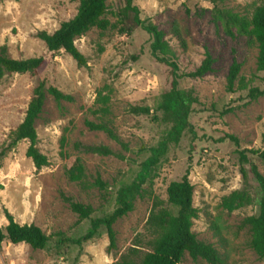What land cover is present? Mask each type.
<instances>
[{"label":"rangeland","instance_id":"374dc122","mask_svg":"<svg viewBox=\"0 0 264 264\" xmlns=\"http://www.w3.org/2000/svg\"><path fill=\"white\" fill-rule=\"evenodd\" d=\"M133 3L143 20L165 33L181 73L200 67L206 51L214 59L213 71L203 78L180 81V89L197 99L189 118L194 131H187L178 144L171 145L155 170L156 176L145 185L147 193L136 201L133 212L115 223L116 249L109 250L105 228L92 240H82L92 218H103L114 211L118 190L136 179L141 164L150 156L149 149L172 127L166 115L156 111L162 96L170 90L169 69L152 57L151 37L135 23L134 14L125 11L126 1L108 0L106 18L111 27L105 32L93 28L75 41L86 66H79L71 55L61 52L36 75L6 73L0 79V152L9 147L23 122L39 81L45 80L74 98L73 102H57L47 95L36 121L38 148L49 160L47 167L36 170L27 156V140L9 149L0 160V227L8 224V210L19 223L35 224L51 237L44 250L5 241L0 264H113L131 248L149 251L155 235L147 222L154 202L175 212L168 203L167 188L180 181L188 169L194 205L199 210L193 226L197 238L212 244L228 264H264L250 248V234L243 226L246 217L259 211L261 193L252 175V202L233 212L222 207L224 197L244 189L238 148L222 138L234 135L240 140V149L264 151V97L249 96L252 88H264V72L257 70V45L247 36L228 35L222 24L213 20L209 2ZM260 3L229 0L226 6L251 15ZM80 4L81 0H0V50L6 46L9 57L16 60L45 56L47 46L38 34L56 32L77 15ZM235 60L242 68L234 92H229L228 76ZM99 92L110 98L107 117L94 112L102 106ZM132 106L150 107L157 120L153 121L152 115L131 113ZM101 120L114 127L127 149L104 132L86 126V121ZM63 137L67 138L64 151L68 157L61 155ZM77 142L108 146L124 158L78 151ZM77 158L82 159L86 170L83 183L72 182L66 175ZM250 159L264 175V160L253 155ZM98 178L105 188L96 184ZM65 197L91 206V219H80ZM181 264L209 263L186 254Z\"/></svg>","mask_w":264,"mask_h":264},{"label":"trees","instance_id":"16d2710c","mask_svg":"<svg viewBox=\"0 0 264 264\" xmlns=\"http://www.w3.org/2000/svg\"><path fill=\"white\" fill-rule=\"evenodd\" d=\"M125 11L134 14L135 23L140 26L151 37V55L160 64L169 69L171 83L170 90L162 96V100L156 111L163 112L171 121L172 127L163 139L154 147L149 149L150 156L141 164V169L136 179L130 184L123 185L117 194V206L114 211L103 218H92L93 208L72 198L65 197L72 211L79 215L80 219H91V227L83 236V241H89L96 237L101 228H105L109 238V250L117 248V233L114 225L117 221L133 212L136 201L147 193L145 185L152 182L155 170L162 158L168 153L171 145L178 144L184 134L193 132L189 118L193 112V105L197 99L186 91L180 89V81L185 78H203L213 71L214 59L209 51L200 67L190 73H181L177 62L176 54L171 49L168 41L165 40V33L156 25L141 18L140 9L134 5V0H125ZM209 2L212 6V17L216 23H221L225 32L235 37V33L251 38V41L258 47L257 70L264 72V0L254 9L251 15L241 14L226 6L229 0H200ZM108 0H81L77 15L64 22L61 27L49 34L41 32L39 38L47 46L45 56L25 60L12 59L8 55L7 47L0 50V79L6 73L32 74L36 75L38 70L49 60L55 58L61 52L71 55L79 64L86 66V58L76 46V39L83 36L93 28L102 32L111 27L110 21L106 18L108 12ZM176 35L179 31L176 29ZM103 49L101 48V51ZM242 65L236 60L233 62L228 76V91L234 92L236 81L239 78ZM50 95L55 101L73 102L71 95L63 93L59 88L48 85L45 80L38 82L29 102L23 122L18 126L8 148L0 152V160L9 149L16 146L20 141L27 140L29 146L27 156L30 158L37 171L49 165V160L38 148V133L36 121L43 112L46 96ZM251 99L264 97V88H252L249 92ZM110 98L99 92L98 103L102 106L94 111L107 117L110 115L108 103ZM131 113L135 115H152V120H157L154 110L147 106H132ZM86 126L91 131L104 132L110 139L118 142L123 148L127 145L122 141L114 127L109 122L86 121ZM233 142L237 149L240 171L244 181V189L233 191L222 200V207L228 212L241 209L252 202L253 195L249 190V176L252 175L261 193L259 200V211L256 215L248 216L243 221V226L250 234L249 246L256 255L264 260V175L258 166L250 159V155L258 156L264 160V151L255 149H240V140L234 135H225L222 141ZM67 145V138L61 140V155L68 157L64 148ZM78 151L99 154L102 156H117L124 158L121 154L115 153L111 148L104 145L91 146L80 142L75 143ZM248 166V169L246 168ZM1 167V165H0ZM85 166L81 158H77L71 168L67 170V177L72 182L83 183L85 178ZM190 170L180 181L170 183L167 188V200L169 205L176 211L163 207L159 201L154 202V207L148 218V229L155 235L151 243V249L140 252L137 248H131L113 264H181L186 254L194 260L203 259L209 264H228L226 257L209 243L197 238L193 231L194 221L199 218V210L194 205V186L189 179ZM96 184L105 188V183L98 178ZM5 217L8 224L0 227V249L5 241L12 244L25 243L33 249L44 250L48 247L51 237L48 236L39 226L35 224H21L15 217L5 210ZM81 243V239L77 241Z\"/></svg>","mask_w":264,"mask_h":264}]
</instances>
